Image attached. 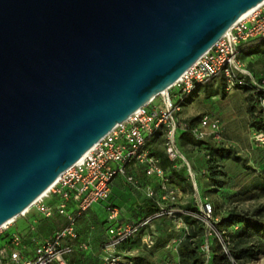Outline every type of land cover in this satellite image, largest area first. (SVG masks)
<instances>
[{
	"label": "water",
	"instance_id": "1",
	"mask_svg": "<svg viewBox=\"0 0 264 264\" xmlns=\"http://www.w3.org/2000/svg\"><path fill=\"white\" fill-rule=\"evenodd\" d=\"M264 0H0V227Z\"/></svg>",
	"mask_w": 264,
	"mask_h": 264
},
{
	"label": "built area",
	"instance_id": "2",
	"mask_svg": "<svg viewBox=\"0 0 264 264\" xmlns=\"http://www.w3.org/2000/svg\"><path fill=\"white\" fill-rule=\"evenodd\" d=\"M253 39L264 43V3L241 17L165 93H160L119 123L82 160L65 170L48 192L31 205V208L35 207L44 217L54 214L63 216L65 227L47 236H42L34 229L27 238L28 244L18 232L13 233L7 245L0 246V264H78L70 262L74 253V246L70 241L79 238L77 219L93 204L102 201L106 202L104 207L107 212V237L102 264H132L129 258L122 255L120 246L140 234L156 219H176L187 230V224L180 216L185 213L181 201L184 191L171 182L153 152L163 146L171 160L185 162L193 188L198 192L196 173L178 146V132L186 130L189 124L180 119L179 113L183 106L174 97L183 100L184 95L191 93L197 86L218 77H222L227 90L249 86L264 94V78L258 79L240 57L239 46ZM172 88L177 90L174 95L169 92ZM158 96L161 97V103L156 104ZM257 102L264 113V95L258 97ZM191 132L198 140L210 139L221 143L224 125L218 118L204 114L191 126ZM253 141L264 145V133L254 131ZM131 163L143 165L146 176L157 179V189L149 185L145 194L146 197L153 198L160 207L157 212L134 225L122 221L123 209L110 201L111 182L116 176L124 177L132 186L141 187L140 181L128 170ZM205 172L204 170L202 174ZM51 195L56 196L55 209L45 201ZM196 203L200 206L197 217L205 224L206 237L217 235L220 238L215 227L220 218L215 215L213 204L207 198H200ZM15 219L0 227V235L10 229ZM173 241L179 243L182 240ZM155 242V237L149 232L143 236V243L147 248L154 246ZM170 244L171 240L167 246ZM82 246L87 248L85 243ZM6 247L15 249L9 251ZM201 247L208 260L210 244L205 241Z\"/></svg>",
	"mask_w": 264,
	"mask_h": 264
},
{
	"label": "rangeland",
	"instance_id": "3",
	"mask_svg": "<svg viewBox=\"0 0 264 264\" xmlns=\"http://www.w3.org/2000/svg\"><path fill=\"white\" fill-rule=\"evenodd\" d=\"M264 46V45H263ZM262 59L257 57L248 58V67L251 71L260 75L264 73V53H262ZM257 58V59H256ZM221 83V82H220ZM211 82V85L207 86L206 83L199 86L191 95V97L185 101V107H182L179 113L181 120H189L196 118L197 120L204 114H209L218 118L224 125L223 142L219 143L221 147L230 150L227 156L221 157L216 151L212 149V145L209 143L195 146L191 143L182 144L178 141L180 151L186 156L193 171L196 173V180L198 183V192L193 191L184 192L182 196V203L186 206L188 203H195L196 207L200 210V206L197 205V201L202 200L211 201L216 206L215 215L221 218V216L227 213L229 206H238L240 209L253 211L260 210V213L264 215V195H261L257 199L244 200V201H232V195L237 192L240 187L250 183L254 177H257L264 170V145L258 144L253 141L254 129L251 126L252 113H251V99L249 92L245 89L236 88L227 90L221 87V84ZM176 89L169 90L171 95L176 93ZM176 97H174L175 100ZM156 104L161 103V97H157ZM194 121V122H195ZM181 130L178 132V138L181 134ZM209 150V151H208ZM210 158H213V164L219 166L218 171L220 175L217 179L220 180L216 183L214 179H211L209 175H203L202 172L210 164ZM139 165L134 164V168ZM177 167H184L187 169V165L183 161H177ZM145 172V171H144ZM154 178L155 177H151ZM191 180V179H190ZM192 181V180H191ZM141 184V182H140ZM123 190V185H119ZM125 190H123L124 193ZM120 194H123L119 192ZM56 196H50L45 199L52 209H55ZM120 206L123 209L124 221L128 224L134 225L144 219L142 209L139 206L131 204L129 206ZM60 221H65L63 216L54 214ZM52 216V217H53ZM45 218L41 213L37 211L35 207L26 211V213L19 215L15 221L10 225V229L0 235V246L7 245V242L15 232H18L22 238L28 244L27 238L32 231L37 229L40 221ZM80 226V232L82 241L74 239L70 243L74 246V252H76L75 259H85L88 264H101V255L104 254L105 244L104 240V227L100 221L90 223L87 219L79 216L77 219ZM104 221V220H103ZM201 221L194 225H188V229H184L178 223V220L164 217L154 220L150 226L144 228L139 234L132 237L129 241V247H122L121 252L128 255H137L140 253L151 256L158 262L165 264H177L178 263V241L188 238L192 228L200 226ZM38 230V229H37ZM150 233L155 239H158L162 234H173L170 239L171 244L155 245L151 248H147L143 243V236ZM206 241L212 246L214 240L209 236ZM85 243L87 248L82 246ZM9 251L15 249V247H6ZM82 250H89V255L84 258L85 254L81 253ZM26 252V251H25ZM80 252V253H77ZM125 257V255H124ZM89 260V261H88ZM245 264H264V256L258 259H249L245 261Z\"/></svg>",
	"mask_w": 264,
	"mask_h": 264
},
{
	"label": "trees",
	"instance_id": "4",
	"mask_svg": "<svg viewBox=\"0 0 264 264\" xmlns=\"http://www.w3.org/2000/svg\"><path fill=\"white\" fill-rule=\"evenodd\" d=\"M263 45L264 43L261 40L253 39L241 44L240 47L244 56H249L254 53H264ZM254 75L258 79L264 78V73ZM206 85H211V81L207 82ZM198 87L199 86H197L191 93L185 94L183 100H180L177 97L175 99L179 104L185 106V101L189 99V95L192 94ZM222 87L225 89L224 82L221 83L220 88ZM239 88L245 89L250 95V107L252 113L251 126L254 131H261L264 133V113L262 107L259 106L257 102L258 97L264 95L263 92L256 91L254 88L249 86H241ZM195 119L196 118L189 120L188 128H186V130H182L178 141L180 139L182 144L191 143L195 146L209 143L212 145V149L216 151L219 156H227V153H229L230 150H226V148L219 146V143L210 139L198 140L194 137L191 132V126L196 122ZM153 155L160 160V165L166 170L172 183L178 185L181 189H188L190 191L194 190L193 183L190 180L187 169L185 170L184 167H177V161L170 159L163 146L158 150H155ZM213 160V158H210V164L208 165V168H206L207 171L205 174L209 175L211 170V179H214L216 183H219L220 180L217 179V176L220 175L221 172L218 171L219 166L213 164ZM261 195H264V170L257 177H254L250 183L240 187V189L232 195V201L240 202L244 200L257 199ZM213 206L216 213V206L214 204ZM139 207L142 209L141 211L145 216L144 218L154 214L160 209L159 205L153 198H146L143 206ZM182 208L185 213L180 214V216L187 226L194 225L199 222L200 219L197 215H199L200 210L196 207L195 203H188L186 206H182ZM227 210V213L221 216L220 221L215 225L222 241L217 235L211 236L214 240V245H210V258L207 260L205 252H203L201 247L208 237H206L205 224L200 220V226L192 228L188 238L179 243L177 251V264H245L246 260L258 259L264 256V215L260 213V210H243L236 205L229 206ZM100 222L103 225L104 232L106 234V221ZM65 225V221H60L57 216H51L43 218L38 224L37 229L42 236H47L55 231L62 230ZM172 237L173 234H162L158 239H156L154 246L166 244ZM127 258L131 260L132 264H165L163 262H158L151 256L143 253L128 256ZM74 263L86 264V261L85 259H75L74 257Z\"/></svg>",
	"mask_w": 264,
	"mask_h": 264
},
{
	"label": "crops",
	"instance_id": "5",
	"mask_svg": "<svg viewBox=\"0 0 264 264\" xmlns=\"http://www.w3.org/2000/svg\"><path fill=\"white\" fill-rule=\"evenodd\" d=\"M242 44H244V43H242ZM254 56L262 59L263 54L262 53H254V54L249 55V56H244V54L241 52V47H240V57L247 65L249 63L248 58L254 57ZM222 81H223L222 77H218V78L211 80V82H216L217 84H219L220 82L223 83ZM199 86H201V85H199ZM191 95L192 94L189 95V98L191 97ZM183 107H185V106H183ZM134 164H138V163H133V164L131 163L128 166V170L130 173H132L141 182V187L132 186L131 184L127 183L125 178L122 176H116L113 179V181L111 182L110 201L113 202L114 204L118 205V206H124L123 203L125 204V206H129L131 204H134L135 206H143L144 200L146 198H148V197H146V194H145L146 187L151 185L155 189H157V186H158L157 179L146 176V174L144 172L145 168L143 165L138 164L139 166L137 168H134ZM120 184L123 185V188H124L123 190H125L124 193H123V190H121L119 187ZM183 191L187 193L189 190L183 189ZM119 192H121L123 194H120ZM104 206H106L105 201L95 203L87 211L83 212L81 214V216L83 218L87 219L90 223L96 222V221H103V220L105 221V217L107 216V212H106ZM122 217H123L122 221H124V214L122 215ZM78 222H77L76 228H77V231L79 234L78 241L81 242L82 236H80L81 232H80V226H79ZM105 241H106V234L104 232L103 244H105L104 243ZM128 243L121 245L120 250L123 246L129 247L128 245L130 243L129 244ZM77 253H80V252H77ZM81 253L85 254L84 258H87L88 255H89V257H91L89 250H82ZM121 253L123 256L125 255V257L131 256V255H128V254L123 253V252H121ZM74 257L76 258V252L71 255V257H70L71 262H74ZM101 258H102V255H101ZM86 264H88V262H86Z\"/></svg>",
	"mask_w": 264,
	"mask_h": 264
},
{
	"label": "bare ground",
	"instance_id": "6",
	"mask_svg": "<svg viewBox=\"0 0 264 264\" xmlns=\"http://www.w3.org/2000/svg\"><path fill=\"white\" fill-rule=\"evenodd\" d=\"M262 3H264V2H262ZM255 8H256V7H255ZM255 8L251 9L250 11H248V12H247L246 14H244L242 17H244V16H246L247 14H249L250 12H252ZM166 91H167V90H164V91L161 92V93H165ZM80 160H82V158H81ZM80 160H79V161H80ZM53 185H54V184H53ZM53 185H52V186H53ZM50 188H51V187H50ZM47 192H48V191H47ZM45 194H46V193H44L42 196H44ZM39 198H40V197H39ZM39 198H38V199H39ZM30 208H31V206H30L28 209H26L23 213H25L26 211H28ZM23 213H21V214H23ZM10 221H12V220H10ZM10 221H9V222H10ZM7 223H8V222H7ZM4 225H5V224H4Z\"/></svg>",
	"mask_w": 264,
	"mask_h": 264
}]
</instances>
